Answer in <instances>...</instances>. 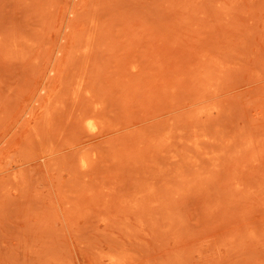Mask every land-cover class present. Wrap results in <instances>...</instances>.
<instances>
[{"label": "rangeland", "instance_id": "obj_1", "mask_svg": "<svg viewBox=\"0 0 264 264\" xmlns=\"http://www.w3.org/2000/svg\"><path fill=\"white\" fill-rule=\"evenodd\" d=\"M0 264H264V0H0Z\"/></svg>", "mask_w": 264, "mask_h": 264}]
</instances>
